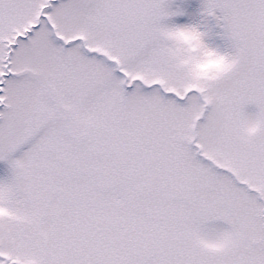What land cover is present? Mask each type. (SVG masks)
Masks as SVG:
<instances>
[{
	"label": "snow or ice",
	"instance_id": "obj_1",
	"mask_svg": "<svg viewBox=\"0 0 264 264\" xmlns=\"http://www.w3.org/2000/svg\"><path fill=\"white\" fill-rule=\"evenodd\" d=\"M0 264H264V0H0Z\"/></svg>",
	"mask_w": 264,
	"mask_h": 264
}]
</instances>
